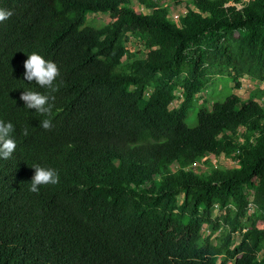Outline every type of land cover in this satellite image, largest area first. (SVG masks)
Instances as JSON below:
<instances>
[{"label":"trees","instance_id":"1","mask_svg":"<svg viewBox=\"0 0 264 264\" xmlns=\"http://www.w3.org/2000/svg\"><path fill=\"white\" fill-rule=\"evenodd\" d=\"M138 1L150 11L133 0H0L12 12L0 22V120L16 142L0 159V264H264L260 90H231L187 122L214 79L264 81V0ZM170 1L192 8L173 19ZM98 12L111 20L95 23ZM33 51L60 70L49 115L20 100L50 92L24 79ZM209 154L238 166L190 169ZM37 163L59 182L34 193Z\"/></svg>","mask_w":264,"mask_h":264},{"label":"rangeland","instance_id":"2","mask_svg":"<svg viewBox=\"0 0 264 264\" xmlns=\"http://www.w3.org/2000/svg\"><path fill=\"white\" fill-rule=\"evenodd\" d=\"M160 4L168 2L169 0H157ZM133 4L135 5V8L142 9L146 12L150 11L143 7L138 0H133ZM170 8V15L173 19H178L179 15L185 14L188 12L189 8H192L191 6H187L185 2L183 3H176L174 1H170L169 3ZM90 18L95 21L97 24L101 23H107L111 20V17L109 13L105 12H98V13H89ZM128 46L130 50L135 51L138 53L139 56H143L146 52V48L144 46V43L140 40H138L135 37H131L130 41L128 42ZM234 75L237 74V71H234ZM242 86L240 88L235 87V81L229 80L228 78L221 77L216 78L212 83H209L205 88L196 95L195 101H194V107H192L188 114L187 122L189 125L193 126L196 123L195 116L196 112L199 108L206 107L210 108L214 102V100L218 97L224 96L227 92L233 90L234 92L238 93L243 99L247 98L251 92V90L257 88L260 90L259 93V102L264 107V81L259 82L257 80H254L250 77H243L241 78ZM176 98L174 100V103L172 106H178L180 102L183 99V89L177 88L175 91ZM240 133L243 132V128H240ZM205 159V160H204ZM211 166H218L222 168H232L238 166V162L229 156H226L224 154L221 155H215V154H209L208 158H200L196 164H194L190 169H192L194 172H208V167ZM173 168L176 169V164L173 165ZM248 195L250 199L253 197V189L248 188ZM183 198V195L181 194L179 196V200L181 201ZM223 208H221L218 204L213 207V216L218 217L222 212ZM252 211V210H250ZM259 226H263L262 221L259 222ZM211 231V226L206 225L203 230V235H208ZM221 233V230L216 232L212 236V240L214 242L217 241V236ZM241 233L242 230H239L235 234V242H238L241 239Z\"/></svg>","mask_w":264,"mask_h":264},{"label":"clouds","instance_id":"3","mask_svg":"<svg viewBox=\"0 0 264 264\" xmlns=\"http://www.w3.org/2000/svg\"><path fill=\"white\" fill-rule=\"evenodd\" d=\"M12 12L8 9L0 8V22L11 17ZM24 79L32 82L33 80L41 88L49 89V94H43L34 90H25L20 94L22 100L28 109H35L41 115H49L52 111L50 100L55 97L51 93L59 90V85L55 84L56 78L60 75V70L57 64L45 59L36 51L27 55V59L23 62ZM40 126L45 130L52 128L51 119H43L40 121ZM14 131V126L11 122L0 120V159H9L16 149V142L12 138L11 133ZM24 136L28 135V130H22ZM34 169L31 182L30 192L39 193L41 185H55L59 182V174L53 168L43 167L40 164H33Z\"/></svg>","mask_w":264,"mask_h":264},{"label":"built area","instance_id":"4","mask_svg":"<svg viewBox=\"0 0 264 264\" xmlns=\"http://www.w3.org/2000/svg\"><path fill=\"white\" fill-rule=\"evenodd\" d=\"M253 208H254L253 204H250V210H253Z\"/></svg>","mask_w":264,"mask_h":264}]
</instances>
